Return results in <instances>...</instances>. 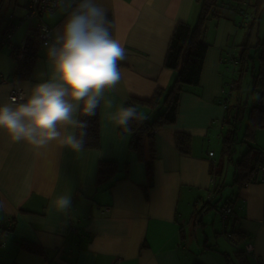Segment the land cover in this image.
<instances>
[{
  "label": "crops",
  "instance_id": "crops-1",
  "mask_svg": "<svg viewBox=\"0 0 264 264\" xmlns=\"http://www.w3.org/2000/svg\"><path fill=\"white\" fill-rule=\"evenodd\" d=\"M14 2L18 7L10 16L24 17L28 4ZM98 2L107 9L111 33L126 51L120 62L123 79L106 94L113 107L101 103L100 146L72 152L53 143L34 150L11 143L0 131V264H264V180L238 184L236 143L231 157L223 153L227 103L235 93L229 85L246 55L249 32L244 26L254 23L244 15L256 0L248 1L251 9L226 10L223 17L208 21L204 40L209 47L200 84L185 86L173 124L145 136L141 158L130 148L133 133L120 135L121 127L109 114L131 98H152L158 89L164 91L160 102L139 105L138 111L150 123L165 113L163 100L176 79V72L165 67L170 41L179 22L196 25L201 6L196 0ZM64 18L58 10L44 20L55 34ZM18 26L0 48V105L12 103L13 91L26 96L52 71L42 46L31 78L16 79L13 53L32 28L28 23ZM248 54L253 58L252 63L247 58L246 75L256 74L258 55L253 49ZM263 131L264 126L257 128L251 143ZM180 133L191 137L187 154L177 146ZM152 142L156 157L150 166ZM261 152L258 178H264ZM227 159L234 163L233 180L227 176L221 188ZM102 162L117 168L100 180ZM64 194H71L72 206L60 212L53 201ZM225 206L233 210L227 222L221 214ZM9 222L10 229L5 227ZM226 232H232L233 240ZM25 244L43 252H31Z\"/></svg>",
  "mask_w": 264,
  "mask_h": 264
},
{
  "label": "clouds",
  "instance_id": "clouds-1",
  "mask_svg": "<svg viewBox=\"0 0 264 264\" xmlns=\"http://www.w3.org/2000/svg\"><path fill=\"white\" fill-rule=\"evenodd\" d=\"M56 7L65 18L51 43L45 42L51 74L34 84L29 94H22L20 102L0 105V131L11 143H23L34 150L58 143L80 152L89 119L97 115L101 103L106 109L113 107L106 94L115 91L123 79L120 62L126 59V51L112 35L108 11L98 0H56ZM109 118L128 129L131 121L142 116L128 104L110 113ZM71 206V194L59 195L53 201L60 212Z\"/></svg>",
  "mask_w": 264,
  "mask_h": 264
},
{
  "label": "trees",
  "instance_id": "trees-1",
  "mask_svg": "<svg viewBox=\"0 0 264 264\" xmlns=\"http://www.w3.org/2000/svg\"><path fill=\"white\" fill-rule=\"evenodd\" d=\"M13 1L15 0H0V34H3L4 37H9L14 29L19 27L18 25L28 23L30 26H32L30 35L27 36L31 41L29 48L25 52L21 53V46L16 48L13 53V57L18 61L15 71L16 79L27 80L33 75L38 60L39 51L42 46H45L46 42L43 37L44 33L39 28V26L41 23L45 22L44 18L47 14H54L59 9L56 7L52 11H44L42 14L43 16L41 15L39 17L31 18L27 6L24 17L17 18L15 15L9 17V10L11 9L12 12H15L18 7L17 2L12 3ZM196 1L201 6L200 15L196 25L192 26L187 22H179L170 41L165 67L176 72V79L172 88L169 90L165 99L163 100L167 107L165 113L152 123L148 122L149 120L146 121V119L142 116V119L131 121L128 129H124L122 127L120 128V135H124L126 132L133 133L130 148L137 151L140 155V158L144 151L145 136L150 134L151 131L156 127L173 124L176 121L180 98L185 90V86H198L200 84L204 62L209 47V45L204 40V34L208 21L212 18L219 19L223 17L226 10H244L243 8L248 5L249 0H231L230 3L222 5L220 4L221 0ZM253 11L254 23L250 27L251 30L255 28V25L260 21L264 14V0H256L255 5L253 6ZM244 16L247 17L246 13ZM9 18L10 20L8 21ZM108 18L111 22L110 31L112 32V20L111 17ZM1 46L2 43H0V48ZM244 49L246 53V55H243L244 62H241L238 76L236 78L234 77L231 81V84L229 85L231 87L230 92H235V96L233 95V101H231L232 94L228 100L227 115L225 118V123L229 129L226 137L224 138L223 153L229 157H231L233 154L234 145L238 138V129L245 114L248 116V126L247 132L245 134L248 141H251V139L254 138V131L257 128L264 126V40H260L254 45L249 41L247 45L244 46ZM251 49L255 50V54L258 55V59H260L259 70L256 74H252L253 82L251 84V91L245 93V91H243L242 85L245 80V75L248 72L247 58L250 59L252 63L253 57L248 56V51H251ZM236 62V59L233 60L234 64H236ZM163 93V90L158 89L152 98L146 100L131 98L126 103V105L131 104L135 106L137 111L139 105H149L151 107L160 102ZM249 99H252L251 104L248 102ZM100 107L97 109V115L89 119V129L88 135L85 138L84 149H95L100 146ZM81 119L87 118L81 117ZM190 139L191 137L184 133L178 134L177 146L180 148V151L186 154L190 152ZM150 149L151 166L156 157V147L154 142L151 143ZM252 153L254 152H249L239 162L236 163V167L238 169V177L236 182L238 184H250L253 182L252 174L257 170L262 157L258 154H256V156ZM116 168L117 164L115 163L102 162L100 164L99 172L100 180H102L109 170L115 171ZM25 246L26 249L31 252H43L41 248L34 244H25Z\"/></svg>",
  "mask_w": 264,
  "mask_h": 264
},
{
  "label": "rangeland",
  "instance_id": "rangeland-1",
  "mask_svg": "<svg viewBox=\"0 0 264 264\" xmlns=\"http://www.w3.org/2000/svg\"><path fill=\"white\" fill-rule=\"evenodd\" d=\"M230 1L231 0H221L220 4L222 5V4L230 3ZM28 2H29L28 0H20V4L21 5L26 4V3L28 4ZM248 8L251 9L252 7H250L249 5H246L243 9L247 10ZM19 11H20V13H23V9H20ZM11 12H12V10L10 9L9 10V17H10ZM246 13L248 14L247 15V19L249 20V23L253 22V19H254V14L253 13H254V11L253 10H249V11H246ZM9 20H10V18L8 19V21ZM246 27H249V26H244V31L248 30V32H249V41L253 45L256 44L260 40L261 41L264 40V14H263L262 18L260 19V21L257 22V24L255 25V28L253 30H251V28H246ZM245 40H246V32H245L244 42H245ZM0 43H4V44L7 43L8 44L9 43V38L8 37H4L3 34H0ZM4 44H2V45H4ZM237 49L240 51V46H238ZM255 61H256V63L259 66L258 59H256ZM231 77H234V72L231 74ZM236 77H237V70H236V73H235V78ZM252 82H253V77H252V74L249 73V74L246 75L244 83L242 85L243 91H245V93H248L249 91H251L250 89H251ZM250 101L252 102V99H250ZM247 123H248V116H247V114H245L244 117L241 120V126L238 129V139L236 140V153L234 154V160L235 161L241 160L249 152H256L257 154H260V153H262L261 150H264V131L260 133L257 143H251V141H248L247 139L245 140V133H246ZM219 145L221 146V141L219 142ZM258 147H260L261 150H259ZM217 153H219V152H217ZM221 158L222 157H221V155L219 153L217 155V159L221 160ZM234 169H235L234 163L229 161V159H227L226 166H225V175H224L223 182L221 184V188L224 185L227 176H228V178L230 180H233ZM216 177H217V174H216ZM223 251L225 252V250H223ZM228 251H229L230 254H232V249H230ZM233 260L235 261L236 259L234 258Z\"/></svg>",
  "mask_w": 264,
  "mask_h": 264
},
{
  "label": "built area",
  "instance_id": "built-area-1",
  "mask_svg": "<svg viewBox=\"0 0 264 264\" xmlns=\"http://www.w3.org/2000/svg\"><path fill=\"white\" fill-rule=\"evenodd\" d=\"M54 8H56V0H29L28 3V11L30 13L31 18H35V17H39L43 14L44 11H52ZM43 16V15H42ZM39 28L43 31V37L45 39V41H47L48 43H51V37L54 34V29L49 26L47 23L43 22L40 24ZM31 41L30 38L27 37L26 40L24 41L23 45H22V51L21 53L25 52L30 45ZM22 95V91L21 90H16L13 91L10 98L12 102H20V98ZM210 156H213V153H210ZM252 180L253 182H258V181H263L264 178H258V169L257 171H255L252 174ZM212 181H213V186L215 187V183H216V176L212 175ZM233 210L230 206H225L221 209V214L222 217L224 219V221H228L231 214H232ZM224 222V223H226ZM6 228L10 229L12 227V223H6L5 225ZM3 234V230H1L0 232V237ZM227 237L229 239L233 240L232 237V232H226ZM252 247L251 245L248 247V249Z\"/></svg>",
  "mask_w": 264,
  "mask_h": 264
}]
</instances>
